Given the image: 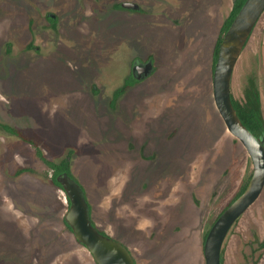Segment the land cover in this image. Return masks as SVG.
Instances as JSON below:
<instances>
[{"label": "rangeland", "instance_id": "374dc122", "mask_svg": "<svg viewBox=\"0 0 264 264\" xmlns=\"http://www.w3.org/2000/svg\"><path fill=\"white\" fill-rule=\"evenodd\" d=\"M121 1L0 0V121L52 159L74 151L96 222L137 264L165 254L169 264H205V234L253 170L213 95L234 0H135L140 11ZM136 56L157 69L113 104ZM251 76L264 108V13L237 64L235 98ZM18 166L49 171L33 144L0 127V264H31L38 245L36 264H95L61 220L64 193L35 173L16 176ZM262 241L264 192L229 232L224 264H264Z\"/></svg>", "mask_w": 264, "mask_h": 264}, {"label": "water", "instance_id": "95a60500", "mask_svg": "<svg viewBox=\"0 0 264 264\" xmlns=\"http://www.w3.org/2000/svg\"><path fill=\"white\" fill-rule=\"evenodd\" d=\"M122 6L133 10L142 7L134 0H124ZM263 13L264 0H245L223 33L214 64L213 95L217 109L229 131L246 147L253 161V170L246 188L224 208L209 229L204 245L206 264H223L224 243L231 228L264 192V133L258 135L244 123L235 107L232 89L237 64ZM156 68L154 57H138L133 63V74L138 80L146 79L155 73ZM250 78L255 79L248 77L245 90ZM256 83L258 85L257 80ZM57 180L69 198L65 221L79 243L91 252L95 262L137 264L129 246L94 221L88 192L82 181L68 171L60 172Z\"/></svg>", "mask_w": 264, "mask_h": 264}, {"label": "trees", "instance_id": "16d2710c", "mask_svg": "<svg viewBox=\"0 0 264 264\" xmlns=\"http://www.w3.org/2000/svg\"><path fill=\"white\" fill-rule=\"evenodd\" d=\"M244 2H245V0H234L233 8H232L230 14L225 19V22L223 24L222 33H224L227 30V28L230 26L235 14L241 8V6L243 5ZM119 5L120 4H118V6ZM221 39H222V35L220 36L218 44H217L216 49H215L214 64H215L217 56H218L219 45H220ZM135 81L136 80L134 78H130L127 82L130 84H134ZM117 94H118V92H117ZM233 99H234L235 107L237 108L238 113L241 116L244 123L254 133H256V134L261 133L263 128H264V116H263V111H262L261 95H260V91H259L258 85L256 83V80L253 78L249 79L246 90H245V97L243 99H237L234 97V95H233ZM0 127H2L4 130H6V131H8L14 135L21 137L23 140L33 144L35 147L36 155L51 169V171L49 170L43 174V173H39L38 169L35 167H32V166H18L15 169L14 174L16 176H22V175L27 174V173H35L39 177L43 178L45 182L56 186L58 189H60L64 193V198H61V196L56 193V200L58 201V203L60 205L59 211H61V220L64 223V225L66 226L67 230L77 240V238L75 237V234L71 230L70 226L66 223L65 218H64L65 211L69 205V198H68L65 190L61 187L59 181L57 180V175L63 171H68L70 174L76 176L79 179V177L74 173L73 166H72L71 157H72V153L74 151L70 150L68 155L63 157L60 160L52 159V158L47 156V154L43 150L42 145L40 144L39 141H37V140L31 138L30 136L26 135L20 129L12 126L9 123L2 122V121H0ZM245 187H246V183L242 186L241 190L238 192L237 195H239L245 189ZM89 201H90V199H89ZM91 207H92V213H93L92 203H91ZM43 208H46V207L44 206ZM93 218H94V221L96 222L94 214H93ZM262 246H264V242H263ZM43 247H44L43 245L42 246L38 245V246H36V249H37L36 251H34V252L31 251V264H36V262H37V254L36 253H38V251L41 250V248H43ZM95 264H97V263L95 262Z\"/></svg>", "mask_w": 264, "mask_h": 264}, {"label": "flooded vegetation", "instance_id": "af4514ba", "mask_svg": "<svg viewBox=\"0 0 264 264\" xmlns=\"http://www.w3.org/2000/svg\"><path fill=\"white\" fill-rule=\"evenodd\" d=\"M124 1V0H123ZM123 1H121V2H119V3H117L116 4V6L117 7H120V8H124V9H129V8H125V7H123L122 6V2ZM135 1V0H134ZM138 2V1H137ZM118 4H120L119 6H118ZM141 4V3H140ZM142 6V5H141ZM130 10H133V9H130ZM140 10H142V7H141V9ZM140 10H135V11H140ZM51 13H54L56 16L54 17V16H52L51 15ZM48 16H49V18H50V20L52 21V22H56L57 20H58V16H57V13H55V12H53V11H50V12H48ZM141 58V59H144V58H142V57H140V56H136L134 59H133V61H132V65H131V67H130V72H129V74L125 77V79H124V85L122 86V87H119V88H117L115 91H114V95H113V100H112V102H113V104H115V101H116V99L121 95V94H126L128 91H130L131 89H130V87L131 86H133L134 84H136V83H139V82H142L143 80H145V79H142V80H138V79H136L135 77H134V74H133V63H134V60L136 59V58ZM155 59V58H154ZM156 61V60H155ZM157 65V64H156ZM157 69V68H156ZM130 78H134L136 81H135V83L134 84H130V83H128L127 81L130 79ZM147 79V78H146ZM93 90L95 91V92H98V85L97 84H94V86H93ZM117 92H118V94H117ZM245 97V96H244ZM262 111H263V115H264V108H263V106H262ZM13 126V125H12ZM264 133V128H263V130H262V132L261 133H259L258 135H262ZM174 135V132L172 133V136ZM159 157V156H158ZM156 158V157H155ZM252 159V158H251ZM158 160L156 159V162H157ZM159 162V161H158ZM49 168V167H48ZM49 170L51 171V169L49 168ZM252 174V173H251ZM251 176V175H250ZM250 176H249V179H250ZM249 179H248V181H249ZM248 181L246 182V185H247V183H248ZM242 188V187H241ZM246 188V187H245ZM241 190V189H240ZM238 194V193H237ZM238 195H236L234 198H233V200L237 197ZM232 200V201H233ZM222 213V212H221ZM220 213V214H221ZM219 214V215H220ZM218 215V216H219ZM218 216H217V218H218ZM216 218V219H217ZM211 228V227H210ZM232 229V228H231ZM231 231V230H230ZM207 235H208V231H207V233L205 234V239H206V237H207ZM117 238V237H116ZM119 239V238H118ZM121 240V239H120ZM123 241V240H122ZM226 241V240H225ZM124 242V241H123ZM254 241H251V243H253ZM263 242L264 241H262L261 243H260V246L262 247V248H264V246H262V244H263ZM127 244V243H126ZM225 244V243H224ZM128 245V244H127ZM204 245H205V241H204ZM129 246V245H128ZM129 248L131 249V247L129 246ZM170 247H167V248H165V249H162L161 251H160V253L159 254H162V253H166L167 251H170ZM131 251L133 252V250L131 249ZM204 251V250H203ZM134 254V253H133ZM204 255H205V253H204ZM135 256V255H134ZM136 258V257H135ZM206 260V259H205ZM137 261V260H136ZM172 260H171V258L169 257V255L168 254H165V258H161L160 257V255L158 256V261L156 262V264H169L170 262H171ZM205 264H206V261H205ZM223 264H224V256H223Z\"/></svg>", "mask_w": 264, "mask_h": 264}]
</instances>
